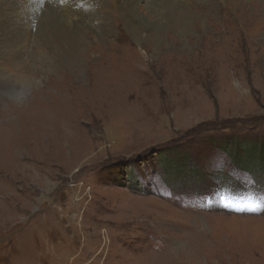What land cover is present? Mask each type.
Wrapping results in <instances>:
<instances>
[{"label": "rangeland", "instance_id": "obj_1", "mask_svg": "<svg viewBox=\"0 0 264 264\" xmlns=\"http://www.w3.org/2000/svg\"><path fill=\"white\" fill-rule=\"evenodd\" d=\"M36 1L0 21V264H264V160H232L264 152V0H175L145 42Z\"/></svg>", "mask_w": 264, "mask_h": 264}, {"label": "bare ground", "instance_id": "obj_2", "mask_svg": "<svg viewBox=\"0 0 264 264\" xmlns=\"http://www.w3.org/2000/svg\"><path fill=\"white\" fill-rule=\"evenodd\" d=\"M84 1H87V0H61L60 3H57V2L56 3H50V5H52L53 7L57 8L59 10H62V12L59 14L58 18L56 16L53 17V20H56V18H57L56 21L53 22L51 19H48L46 21L47 31L49 32V30H50L51 33H60V35H62V36H80L83 29L88 28V29H99L102 32H103V30H108V34H109L113 28L111 23L108 21L109 15H110V13H115L116 15L121 14L124 17L125 23L129 27L132 34L134 33L135 34L134 36L135 37L137 36V40H139L140 42H145V40H146L145 38H147V37L144 34L138 35L137 32L142 33V32H144L145 29L149 28V31L151 30L150 32L155 31V36H153V37L158 39L160 36V34L158 36L156 35L158 33V31L170 30V27H172L173 24L176 23V25H177L180 23L179 20H181L182 22H186L185 17L179 16L180 13H178V12L180 10H183V12L189 11V9L186 8V5L181 4L180 2L175 1V0H149V2H150L149 7H147V8L145 7L144 12H143V9L140 12V9L143 7L138 6L140 3L139 1H136L134 4H132V9L130 11H124L123 10V7H125L128 4L129 0H117L116 2L114 0H91L90 3L84 2ZM145 1H147V0H145ZM255 1H257V0H246V2L244 4L245 14H247L250 11H253L252 14L254 13V10L256 9V5H255L256 3H254ZM80 2H82L84 4L83 9H81L80 7L77 6ZM177 3H180V4H177ZM21 4H19V0H12L11 3L8 4V6H10L8 8V10L6 9V4H4V5L1 4L0 6H3V7L5 6V7H4V11H2V13L0 12V21L4 20V17L6 14H8L9 17H13L15 15L17 9L26 10L29 18H31L30 17L31 16L30 11H32L34 9H37L39 11V14L41 12L44 14H49L51 12V10H53V8L51 6H47L45 8L44 7L45 5H44L43 6L44 8H42V6L39 4L38 1H36L35 3H33L31 5H28L26 2L24 5L22 4L23 6ZM97 4L102 5L103 7L101 6L102 8L101 7L96 8L95 5H97ZM198 5H199V3H198ZM86 6H88V7L84 8ZM134 8H135V10H134ZM57 9H55V10H57ZM135 11L136 12L139 11V14L136 13ZM183 12H182V14H183ZM191 12H192V10L189 13H191ZM163 13H165V15H162ZM128 14L132 15L134 17V19H136V22L133 21L132 19H130ZM134 14H136L137 17ZM36 15H38V14H36ZM182 16H184V14ZM35 17L36 16L34 13L33 17H32L34 22L36 21ZM98 18L101 19L102 23L96 27L95 23L97 22ZM249 21H251V20L249 19ZM83 22H86L87 25L83 26ZM243 23H244V21H243ZM143 24H144V27H142ZM15 25H17V24H15ZM57 26L59 27V31L54 32L53 30L58 29ZM1 28H3V27H1ZM28 28H29V26L27 28L25 26L24 29L22 30L23 33L27 32V35L29 32L33 33L32 31L34 28L33 27H30L29 29ZM6 30H8V29H6ZM60 35H58V37H60ZM150 36H151V34H150ZM42 37L43 36H40V38H42ZM54 37H56V36H54ZM7 39H10L9 36ZM63 39H65V37ZM70 40H71V38H70ZM66 41H68L67 38H66ZM66 41H64V42H66ZM70 43L71 42H69V44ZM69 46L70 45H68V47L66 46V49L67 48L69 49ZM70 49L73 50V48H70ZM63 53H64V51H63ZM202 59H204V58H202ZM13 60L15 61V59H13ZM68 63H71V62H68ZM72 64L73 65L71 67L77 68L76 62L72 61ZM106 66H107V64H106Z\"/></svg>", "mask_w": 264, "mask_h": 264}, {"label": "trees", "instance_id": "obj_3", "mask_svg": "<svg viewBox=\"0 0 264 264\" xmlns=\"http://www.w3.org/2000/svg\"><path fill=\"white\" fill-rule=\"evenodd\" d=\"M217 145L219 146V144H217ZM240 149L242 151L238 154L233 155V157H232L233 165L236 166V168H241V169L244 168V169H247L249 171L250 169H252V167H253L252 165L254 164V161L257 162L259 160H264V152L258 151L260 149L257 148V146L252 145V147H250V148L248 147V149H242V148H240ZM236 163H238L239 165H236ZM259 165H260L259 167H264V164H259ZM237 166H239V167H237ZM256 168H257V170H259L258 167H256ZM251 173H253V172H251ZM261 177H259V179H263L264 174H262Z\"/></svg>", "mask_w": 264, "mask_h": 264}, {"label": "snow or ice", "instance_id": "obj_4", "mask_svg": "<svg viewBox=\"0 0 264 264\" xmlns=\"http://www.w3.org/2000/svg\"><path fill=\"white\" fill-rule=\"evenodd\" d=\"M225 206H227V205H225ZM261 206H264V205H261ZM254 210V209H253Z\"/></svg>", "mask_w": 264, "mask_h": 264}]
</instances>
